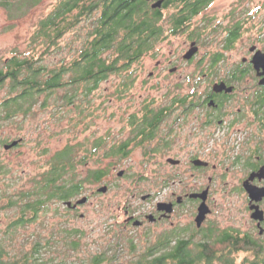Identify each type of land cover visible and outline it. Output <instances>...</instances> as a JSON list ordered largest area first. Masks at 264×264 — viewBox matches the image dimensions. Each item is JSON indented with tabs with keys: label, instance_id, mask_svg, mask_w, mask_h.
Wrapping results in <instances>:
<instances>
[{
	"label": "flooded vegetation",
	"instance_id": "obj_1",
	"mask_svg": "<svg viewBox=\"0 0 264 264\" xmlns=\"http://www.w3.org/2000/svg\"><path fill=\"white\" fill-rule=\"evenodd\" d=\"M144 1L153 9L151 4L156 0ZM187 1L189 5L199 4L200 11L155 12L161 17L150 42L153 48L173 44L184 48L185 53L197 47L191 58L183 55L189 63L202 47L213 48L201 58L203 88L186 92L166 89L158 100L156 113L149 110L154 114H143L139 120L142 129L124 141L129 149L132 139L139 143L154 139L155 147L148 151L151 155L162 154L176 145L178 153L192 144V152L185 159L166 158L172 167L184 168L174 171L171 177L177 180L165 179L158 191L162 193L173 186L181 194L171 190L155 199L151 194L142 195L141 200L153 199V204L125 208L123 229L140 230L145 248L153 245L156 255L182 247L191 258L204 256L197 264H254L257 254L264 253V67L256 68L254 63L255 57L264 54V12H202L215 0ZM237 2L232 5L236 7ZM163 3L164 0L162 6ZM163 66L169 73L180 67L170 60H157L154 68ZM154 72L150 70L149 75ZM154 117L157 121L151 129L147 120ZM233 198L250 216L251 223L245 229L210 217L220 200L230 204ZM75 201L71 200V206L63 203L71 212H78L88 198L73 207ZM203 202L208 212L198 221V208ZM80 218H84L82 213ZM136 220L139 223L135 225ZM111 226L106 217L104 228L100 221L89 230L102 228L108 234ZM85 233L81 227L50 228L41 248L26 251L27 264H111L109 241L87 262L73 257L81 245L78 238ZM239 252L245 256L237 263Z\"/></svg>",
	"mask_w": 264,
	"mask_h": 264
},
{
	"label": "rangeland",
	"instance_id": "obj_2",
	"mask_svg": "<svg viewBox=\"0 0 264 264\" xmlns=\"http://www.w3.org/2000/svg\"><path fill=\"white\" fill-rule=\"evenodd\" d=\"M234 1L215 0L202 12H218V14L232 12V10L234 12H264V0H238L236 7L232 5ZM56 3L57 0H38L36 4L26 8L25 13L14 17H12L14 10H8L0 5V58L10 57L15 48L21 51L27 49V36L31 33L35 21L48 14ZM174 11L173 8L163 10V12ZM97 15L98 12H95L87 19L81 20L65 34L60 40L62 50L56 54L57 59L69 60L73 56L79 45V40H77L79 34L85 31ZM217 17L215 20L219 19V15ZM71 47L72 50H70ZM208 50L213 51L214 49L202 47L193 62L189 63L183 59L185 52L182 47L170 44L168 47L153 48L130 69L134 81L123 94L119 95V90H117V84L121 80L117 74L110 75L100 84V87L89 96L90 107L88 109L91 114L84 112L77 117V113L66 112L62 114V119L55 118L54 120L47 110H38L26 118L21 130L16 129L14 122L3 124L0 128V157L9 167L8 173L3 175V180L11 186L12 190L21 184L28 186V177L39 172L48 157L67 142L81 143L77 151L80 157L84 155L83 150L91 147L95 139H100L101 145L96 155L78 163L77 172L84 178L89 171L95 169L105 171L100 182H85L83 191L70 199L75 201L83 196L88 198L87 203L81 205L78 212H71L63 202L51 203L49 207L40 212L37 220L18 227L11 235L5 233L8 222L15 216V210L0 209V241L9 248L10 252H15V246L22 242L25 243L24 251L26 252L32 247L34 241L38 239L42 241L47 237L50 228L65 225L68 228L81 227L86 230V233L78 238L81 245H78L72 253L74 258H81L87 262L91 254L103 248L107 241L111 244L112 253L113 243L119 238L120 241L122 239L123 251L118 264H133L131 262L144 252L146 244L139 237L140 230L134 227L123 229L124 209L128 206L148 207L152 205L153 199L149 202L141 200V196L145 194L153 195L154 199L156 196H166L171 190L181 194L179 189L173 186L162 193L158 191L165 179L169 181L176 179L171 177L174 171L184 168V166L172 167L166 163V158L173 156L185 159L192 152L193 145H186L178 153H176V148L179 145H176L162 154L159 152L158 155H151L148 151L155 147L154 139L140 143L137 139H132L128 154L122 158L112 155V147L128 140L142 129L143 125L139 123L140 118L149 110L156 113L160 104L158 100L161 99L166 89L186 92L203 88L201 58ZM53 57L55 55L50 58L53 59ZM157 60L164 63L170 60L180 66L179 70L169 73L166 66L155 69ZM150 70H155L152 76L149 75ZM6 94V89H0V100ZM154 113L149 112L148 114L153 115ZM72 117L78 121L76 127H74V121L70 120ZM133 118L136 119L137 125L136 123L131 124ZM17 138H22L21 146L8 150L3 148L5 143ZM44 149H47L46 153H43ZM121 170L123 174L118 176L117 173ZM179 175H183V172ZM103 185L107 186V191L98 192L97 189ZM237 203L234 198L230 204L220 200L210 217L223 219L225 224L238 225L245 229V226L251 223L250 216L243 205ZM80 213L84 218H80ZM106 217L107 224L112 225L111 233L108 234H105L102 229ZM64 221H69V223L64 224ZM100 221L102 228L95 231L89 230ZM9 237L12 239V246H8L7 238ZM130 240L133 241L134 250L129 247ZM244 256V252H239L235 258L237 263L241 262ZM113 263L111 259V264Z\"/></svg>",
	"mask_w": 264,
	"mask_h": 264
},
{
	"label": "trees",
	"instance_id": "obj_3",
	"mask_svg": "<svg viewBox=\"0 0 264 264\" xmlns=\"http://www.w3.org/2000/svg\"><path fill=\"white\" fill-rule=\"evenodd\" d=\"M38 0H0V5L14 10L12 17L25 13V9ZM187 0H164L163 6L151 9L144 0H57L53 9L39 17L27 36V49L15 48L6 59L0 58V89L7 94L0 100V128L13 123L21 130L28 116L36 111L47 110L55 120L62 119L66 112L77 113L79 117L89 111V96L100 87L110 75L121 77L117 84L119 95L131 87L134 78L130 73L132 66L152 49L150 37L155 33L164 9L174 12H199L200 5H189ZM181 10V11H179ZM98 15L80 33L73 56L67 60L56 58L62 50L63 39L81 20L93 13ZM73 48L71 47L70 50ZM55 55L53 59L50 57ZM74 127L77 120L73 117ZM157 118L147 120L152 129ZM146 122V121H145ZM137 125L133 118L132 125ZM23 140L17 146H21ZM100 139H95L91 147L83 150L78 157L81 143L67 142L54 151L45 161L39 172L28 177L27 183L12 190L3 180L8 173V164L0 157V209H14L15 216L7 224L5 234L11 235L18 227L38 219L40 212L51 203L70 200L84 189L85 182H100L105 171L95 169L82 178L77 172V164L96 155ZM46 153L47 149L42 150ZM113 156L122 158L128 154V143L122 142L112 147ZM8 246L12 239L7 238ZM122 241V239H121ZM119 238L113 243L111 258L118 264L123 246ZM16 247L15 252L0 241V264H27L25 243ZM129 247L134 250L133 241ZM31 248H41V240L34 241ZM149 251V252H148ZM197 255L191 258L180 247L177 251L155 254L153 245L145 248L133 264H197ZM99 262V259H97ZM254 264H264V253L257 254Z\"/></svg>",
	"mask_w": 264,
	"mask_h": 264
},
{
	"label": "water",
	"instance_id": "obj_4",
	"mask_svg": "<svg viewBox=\"0 0 264 264\" xmlns=\"http://www.w3.org/2000/svg\"><path fill=\"white\" fill-rule=\"evenodd\" d=\"M131 1H132V0H131ZM162 2H163V0H156V1L152 2L151 7H152L153 9H155V8H160V7L162 6ZM197 50H198L197 47H192V48H190V49L184 54V58H186V59L191 58V57L197 52ZM254 63L256 64V68H258L259 65H262V66L264 67V54L261 55V56H257V58L255 57V59H254ZM262 74H264V70H263ZM261 83H264V78L261 80ZM21 140H22V138L14 139V140H12V141L9 142V143H5V144L3 145V148H4L5 150L11 149V148L17 146V145L20 143ZM169 161H171V162H177V160H173V159H169ZM198 163H199V162H198ZM117 174H118V176H121V175L123 174V171L121 170V171H119ZM97 190H98V192H106V191H107V186H106V185L100 186ZM200 195H202V194H193V196H200ZM145 197H146V196H144V198H145ZM86 201H87V197H86V196H83L82 198L77 199V200L75 201V203L73 204V207H75V206L78 205V204H83V203H85ZM64 203H65V205H67V206H71V200L65 201ZM163 206H166V205L162 204V207H163ZM207 212H208V209H207L206 204H205L204 202L201 203L200 206H199V208H198V214H197V217H196L197 220L200 221V220L205 216V214H206ZM254 217H256V216L254 215ZM138 223H139L138 220H136V221L134 222L135 225L138 224Z\"/></svg>",
	"mask_w": 264,
	"mask_h": 264
}]
</instances>
